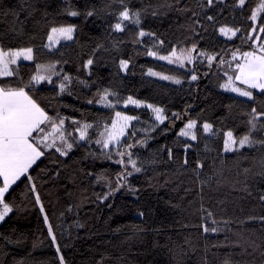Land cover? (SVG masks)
Listing matches in <instances>:
<instances>
[{
    "label": "trees",
    "instance_id": "trees-1",
    "mask_svg": "<svg viewBox=\"0 0 264 264\" xmlns=\"http://www.w3.org/2000/svg\"><path fill=\"white\" fill-rule=\"evenodd\" d=\"M260 3L71 0L80 13L72 17L66 0H0V48L33 50L32 61L10 65L18 74L0 77V85L24 87L50 117L64 118L73 145L67 155L43 149L6 194L13 212L0 223V264H61L60 256L64 264H224L225 258L264 264V145L224 152V134L248 133L252 108L264 112V94L254 91L255 98L245 100L221 91L230 56L264 42L262 33L253 46L264 26V12L251 19ZM125 5L140 13V24L116 32ZM69 25L75 27L72 40L48 50L51 29ZM222 27L236 35L221 37ZM140 30L151 35L139 37ZM193 48L206 58L195 62L194 81L187 71L147 55ZM38 65L54 66L51 82L32 81ZM149 70L180 83L159 81ZM105 90L114 94L108 98L113 107L99 103ZM129 97L139 106L126 103ZM147 105L163 109L166 122H155ZM116 112L135 120L117 148L125 153L120 159L69 138L87 124V142L94 141ZM178 119L181 125L172 128ZM188 121L197 122L195 141L179 135ZM204 123L216 134L205 136ZM252 137L264 140V128ZM129 159L140 172L128 167ZM204 227L217 231L205 233Z\"/></svg>",
    "mask_w": 264,
    "mask_h": 264
},
{
    "label": "snow or ice",
    "instance_id": "snow-or-ice-1",
    "mask_svg": "<svg viewBox=\"0 0 264 264\" xmlns=\"http://www.w3.org/2000/svg\"><path fill=\"white\" fill-rule=\"evenodd\" d=\"M124 0H121L123 3ZM213 0H208V4L212 5ZM67 8L66 14L72 17L80 15L76 10H73L71 5V0H66ZM245 0H239V6L243 7ZM264 12V0H261V3L257 9L252 13L251 19L253 21L257 20L259 13ZM88 16H92L93 12L89 11ZM209 20H212L213 17L209 16ZM128 21L130 24L139 26L140 24V13L131 12L125 5L124 10L120 11L118 14L117 22L113 25V30L116 32L124 31L127 25L124 23ZM75 27L72 25L53 27L51 29V34L48 36V40L51 43L59 42V38L71 40L73 38V32ZM255 31V29H253ZM259 31L264 33V26H261ZM221 34H228L231 32L232 36L236 35L235 31L222 27L220 29ZM145 35H151L146 33L143 30L138 32L139 37H144ZM54 38H56L54 40ZM195 51V48L185 52L180 50L178 53L176 50H172L169 55H158V53L153 51H148L147 55L153 56L159 60H166L169 64L178 63L183 67L184 62H192V52ZM32 48H25L20 50H5L0 48V77H11L18 74L13 69L10 68V65L17 64V61L22 57L24 60H31L33 58ZM204 55V53H201ZM237 56L234 53L233 59H236ZM210 60L212 58H209ZM242 63L236 65L237 75L234 80L232 77H229L228 82L224 85L226 91L230 90L237 93L239 96L246 97L249 100H253L254 94L251 89L257 90L258 92L264 94V44L260 45L258 52L247 51L242 53ZM93 61L89 59L87 65H92ZM54 66H45L38 65L37 73L31 79L37 84L41 81L48 80L51 82L50 75H42L41 73H47L51 71V68ZM120 68L122 70L128 69V62L121 61ZM148 75L150 76H159L160 79L169 80L173 79L170 76L161 75L149 70ZM193 80H196L195 75L192 76ZM64 80H68V77H64ZM235 81H239L240 84L244 85V88L236 87ZM174 83L179 84V80H174ZM27 85L25 87H29ZM65 85H60V90L63 92ZM114 95L113 93L105 90L103 94L99 96V103L107 107H113L109 102V96ZM93 101H89L92 103ZM126 103L136 104L139 106V102L128 98ZM148 108H151L153 113H155V119L163 123L165 116L163 115V109L154 107L152 105H147ZM117 122H113L112 128L105 130V133L101 134L102 139L98 140L97 143H102V147L107 149L110 145H119L121 137L125 134V128L128 126L127 122L134 119V117L121 115L120 112H116ZM123 121L124 123H119ZM196 121H190L185 125V128L180 131L179 135L186 137L192 141L197 140V134L193 131L196 128ZM64 118H53L50 117L47 112L40 107V105L31 97V95L25 91L24 87H10L7 85H0V178H2V186H0V222H3L10 213L13 212V207L10 206V203L6 201L5 196L9 193V189L13 184L16 183L22 176H25L28 172V169L44 154L43 149L48 147H55L56 151L60 152L61 155H67V151H70L73 147L72 143H68L64 135ZM250 126L248 133L244 134L242 137L234 136L233 131L229 130L224 135L226 139L224 140V151L233 152L239 151V149L244 147H253L256 144L264 145V140H255L252 137V133L258 128H264V112H257L256 108L253 107L250 119L248 121ZM42 125L50 126L51 132L46 133L45 128ZM91 125H83L78 130L80 132L79 139L84 140L87 135V129ZM203 131L205 133H211L215 135L216 133L212 132V125L209 123H204L202 125ZM37 133V135H33ZM59 133L57 137L56 134ZM59 139L64 148L56 146V139ZM50 141V143H49ZM131 147V145H129ZM186 147H191L187 145ZM66 149V150H65ZM119 156H124L125 153L117 152ZM110 158V156H109ZM187 162V161H186ZM117 163L123 164L124 161L120 160ZM129 163L135 172H140V168L136 166V161L129 159ZM131 172H128L127 175H131ZM31 179V177H29ZM124 179V177H121ZM118 190V189H117ZM37 202L39 203V196L36 197ZM107 199V196L104 197ZM43 212V207H41ZM45 222H47V216H45ZM203 231L205 233L213 232L215 233L217 229L204 227ZM49 233L51 234V228H49ZM53 242H55V237L53 236ZM59 252V248H57ZM61 264H64L63 256H60ZM224 264H230L229 259L225 258Z\"/></svg>",
    "mask_w": 264,
    "mask_h": 264
},
{
    "label": "rangeland",
    "instance_id": "rangeland-1",
    "mask_svg": "<svg viewBox=\"0 0 264 264\" xmlns=\"http://www.w3.org/2000/svg\"><path fill=\"white\" fill-rule=\"evenodd\" d=\"M126 25H129L130 23L128 22V21H125L124 22ZM130 25H132V24H130ZM221 29V28H220ZM220 29H219V35L221 36V37H223V38H229V36H231V32H229L228 34H221V32H220ZM75 32V31H74ZM74 32H73V36H74ZM50 34H51V32H50ZM49 34V35H50ZM233 37V36H232ZM231 37V38H232ZM56 38H54V40H55ZM72 40V39H71ZM71 40H67V39H63L62 37L61 38H59V42L58 43H56V42H53V43H51L50 44V42H49V40H47V43H46V47H47V49L48 50H53V49H55V48H57L58 46H60L61 44H63V43H67V42H70ZM262 44H264V42L262 43ZM260 48V47H259ZM259 48H257V49H254L253 50V52H258V50H259ZM180 50H184L185 52H187V51H189V50H192V49H177L176 51L179 53L180 52ZM154 52V51H153ZM156 53H158V52H156ZM242 53L243 52H236L235 54H236V56H237V58L236 59H233V54L230 56V58H229V60H228V62H227V64H226V67H225V64L222 66L223 67V71L227 74L226 76V81L221 85V91L222 92H225V93H227V94H230V95H233V96H235V97H238V98H242V99H245V100H249V99H247L246 97H242V96H239L237 93H235V92H232V91H230V90H228V91H226L225 90V88H224V85L228 82V80H229V77H232L233 78V80H234V78H235V76L238 74L237 73V69H236V65L238 64V63H242L243 62V59H242ZM158 55H161V54H159L158 53ZM169 55V54H168ZM148 57H150V58H152L153 60H156V61H158V62H161V63H163V64H166V65H171V66H174V67H177V68H179V69H183V70H185V71H187V73H190V77H189V80L190 81H194L193 79H192V74H191V72L192 71H194V65H195V62L197 63H200V64H202L204 61H205V57H203L201 54H199L198 53V51H193L192 52V57H193V59H192V62H187V61H185L184 62V65H183V67H181L178 63H176V62H174V63H171V64H169L166 60H159V59H156L155 57H153V56H149L148 55ZM32 61V59L31 60H24L22 57L17 61V63H20V62H31ZM209 66L210 65H207L206 66V68H208L209 69ZM126 70H123V72H125ZM152 72H154V71H152ZM156 73V72H155ZM42 75H50L51 77H52V75H53V69L51 68V71L50 72H47V73H44V72H42L41 73ZM159 74V73H158ZM161 75H163V74H161ZM150 76V75H149ZM151 77H154L155 79H157V80H159V81H162V82H165V81H167V82H169V83H172V84H177V83H174L173 81L174 80H176V79H169V80H163V79H160L159 78V76H151ZM41 82H43V81H41ZM235 86L236 87H240V88H244L245 86L244 85H242V84H240L239 83V81H235ZM250 91H252V92H258L257 90H254V89H251ZM137 106V105H136ZM151 110V109H150ZM152 111V110H151ZM153 112V111H152ZM122 116L124 115V114H121ZM153 119H154V121L155 122H157V123H160V124H162L160 121H157L156 119H155V113H153ZM182 121V119H178L177 121H176V123H174L173 125H172V128H176L177 127V125H181V122ZM113 122H117V117H116V114L114 115V118H113V121H112V123L109 125V126H103L100 130H98V137H97V139H95L94 141H92V142H87L88 140V133L90 132V129H91V127H89L88 129H87V135H86V138L84 139V140H80L79 139V136H80V132H79V128L80 127H82L83 125H78V126H76V129L75 130H71V132H70V135H69V138L70 139H73L74 138V141L76 142V143H78V144H83V145H85L87 148H89L90 150H93V149H95V148H99V152H100V154L101 155H103V156H106V157H109L110 156V158H115V159H120V156L119 155H117L116 153L118 152L117 151V148H118V146H120L121 145V143H122V141L124 140V138L126 137V134H127V132L129 131V130H131V129H134V123H135V120L134 119H132L131 121H128L127 122V127L125 128V134L121 137V139H120V144L119 145H110L109 146V148H107V149H105V148H103L102 147V143H97V141L98 140H101L102 139V137H101V134L102 133H105V130H106V128L107 129H111L112 128V124H113ZM166 122V119H164V121H163V123H165ZM190 121H188L187 123H189ZM119 123H124L123 121H120ZM186 123V124H187ZM185 124V125H186ZM185 125L184 126H182V127H180V128H178V130L179 131H181V130H183L184 128H185ZM64 129H65V124H64ZM196 129V128H195ZM195 129L193 130V131H195ZM50 132H51V129H50ZM65 132V131H64ZM64 135H65V133H64ZM204 135L205 136H210L211 135V133H205L204 132ZM56 136L58 137L59 136V133H57L56 134ZM183 138H185V139H187V140H189V141H192V140H190V139H188V138H186V137H183ZM65 139L67 140V142L69 143V140L66 138V135H65ZM225 139H226V136H225ZM49 143H50V141H49ZM62 142L57 138L56 139V146L58 147H62ZM65 146L63 145V147L62 148H64ZM225 152V151H224ZM225 153H230V152H225ZM120 161V160H119ZM130 166V168H131V170H133V172H134V169L132 168V166H131V164L130 163H128V167ZM7 218V217H6ZM5 218V219H6ZM0 223H2V222H0Z\"/></svg>",
    "mask_w": 264,
    "mask_h": 264
},
{
    "label": "crops",
    "instance_id": "crops-1",
    "mask_svg": "<svg viewBox=\"0 0 264 264\" xmlns=\"http://www.w3.org/2000/svg\"><path fill=\"white\" fill-rule=\"evenodd\" d=\"M35 134H36V133H34L33 135L35 136ZM40 158H41V157H40ZM40 158H39V159H40ZM39 159H38V160H39ZM38 160H37L35 163H37ZM35 163H34V164H35ZM34 164H33V165H34ZM33 165H32V166H33ZM32 166H31V167H32ZM30 169H31V168H29L28 171H29ZM27 173H28V172H27ZM22 177H23V176H22ZM22 177H21V178H22ZM21 178H20V179H21ZM20 179H19V180H20ZM17 182H18V181H16V183H17ZM16 183H15V184H16ZM15 184H13L12 186H14ZM0 186H2V178H0ZM11 188H12V187H11ZM11 188H10V189H11ZM10 189H9V190H10Z\"/></svg>",
    "mask_w": 264,
    "mask_h": 264
},
{
    "label": "water",
    "instance_id": "water-1",
    "mask_svg": "<svg viewBox=\"0 0 264 264\" xmlns=\"http://www.w3.org/2000/svg\"><path fill=\"white\" fill-rule=\"evenodd\" d=\"M261 35H262V33L260 32L259 37L256 39L255 43L253 44L254 47L257 46V44H258V42H259V40H260V38H261Z\"/></svg>",
    "mask_w": 264,
    "mask_h": 264
}]
</instances>
